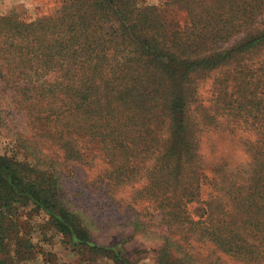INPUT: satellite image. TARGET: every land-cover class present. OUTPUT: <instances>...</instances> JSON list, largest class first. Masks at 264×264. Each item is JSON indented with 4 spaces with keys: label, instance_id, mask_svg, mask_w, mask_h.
I'll list each match as a JSON object with an SVG mask.
<instances>
[{
    "label": "rangeland",
    "instance_id": "374dc122",
    "mask_svg": "<svg viewBox=\"0 0 264 264\" xmlns=\"http://www.w3.org/2000/svg\"><path fill=\"white\" fill-rule=\"evenodd\" d=\"M65 1L0 0V19L15 30V18L52 16ZM74 4L96 16L100 4L111 8L124 37L154 54L153 67L140 53L114 70L98 52L89 66L82 53H51L18 70L15 38L0 36V155L46 179L75 225L63 234L45 210L5 214L0 261L19 264L14 221L32 253L23 264H46L50 253L52 264H264V0ZM86 21L83 40L97 27ZM103 86V103L87 94ZM104 106L109 136L95 129ZM71 109L86 121L69 124ZM177 214L206 218L219 241L183 235Z\"/></svg>",
    "mask_w": 264,
    "mask_h": 264
},
{
    "label": "trees",
    "instance_id": "16d2710c",
    "mask_svg": "<svg viewBox=\"0 0 264 264\" xmlns=\"http://www.w3.org/2000/svg\"><path fill=\"white\" fill-rule=\"evenodd\" d=\"M59 0H52L53 4H56ZM98 1V0H97ZM75 0H67L60 6L59 10L52 16L38 18L34 22H28L27 20H18L15 18V30L12 27H8L10 22L7 19H0V36H9L15 38V65L18 70H30V60L33 58H41L46 61L51 53L57 54L59 59L64 57H77L80 59V53L85 55L81 57L84 65H93L94 59L99 56H109L110 62L106 64L104 70H114L117 66H120L121 60L126 62L134 61L137 57L136 54L140 53L143 55L145 60H142L143 67L150 70L153 67L155 60L154 54L147 55L146 46L140 47L136 43L131 42L130 39L124 37V33L121 32L122 25L114 19L111 8L107 5L100 4V14L96 16L94 10H85L82 8L77 9L74 4ZM71 11V16H67L66 13ZM122 11H117V16L123 17ZM87 17H91L94 21H86L88 23H95L96 26L90 25L89 39L83 40V29L85 27L84 20ZM96 17H99L98 19ZM100 20L104 22L101 23ZM108 25L109 29L103 32L102 26ZM98 30V31H97ZM113 32L110 34V38L105 40L107 34L104 33ZM96 35V36H95ZM97 35L101 38H97ZM66 43V45H65ZM73 47L76 49L72 50ZM153 53H156L157 47ZM171 51L167 52V55L172 56L174 46H170ZM159 50V49H158ZM160 53L162 52L159 50ZM121 58V59H120ZM141 60H136V62ZM87 94L98 101L106 100L109 96V90L105 86L99 89H91ZM84 94L83 95H87ZM89 96V95H88ZM103 103V102H102ZM73 112L68 114L69 124L73 125L74 120L85 119L88 115L85 112L77 109H71ZM111 112L104 106L103 110L99 114L102 125H98L96 132L104 133L105 136H109L111 131L108 129L106 123L111 122V119L107 117ZM72 120V121H71ZM95 127V125H92ZM185 157V156H184ZM166 160V158H164ZM172 163L176 164L177 160L172 159ZM23 165L17 161H13L6 156L0 155V230L4 231V223L1 216L18 215L20 208H33V210H45L47 215L50 217L53 225L63 234H68L71 230H74L75 225L72 223V218L57 208V194L53 192L50 186L47 184L46 179H32L31 176L23 174ZM163 210V205L160 206ZM176 213V212H173ZM176 222L180 224L183 235L192 233L194 238L201 237L202 241L207 239L218 240L219 233L214 232L211 228H208V220L206 218L194 220L189 215H176ZM49 220V221H50ZM163 221H168L163 219ZM11 230H15V241L17 248L15 257L19 264H23L24 261H30L32 259V253L27 254L24 247L20 245V233L22 227H19L16 222L12 221L10 227ZM187 236V235H186ZM237 237V235H235ZM240 240V239H239ZM5 238L2 236L0 248L1 251L5 252L4 245ZM220 243V242H219ZM224 249L236 253V244H223L220 243ZM30 246V245H29ZM32 250V247H29ZM242 246H239L240 250ZM248 249V248H247ZM0 251V253H1ZM184 254V253H183ZM46 256V253L43 252ZM51 255V253H50ZM47 255L46 264H52L51 256ZM26 258H25V257ZM184 257L192 259V255L189 252L184 254ZM194 259V258H193ZM0 264H6V261H0Z\"/></svg>",
    "mask_w": 264,
    "mask_h": 264
}]
</instances>
